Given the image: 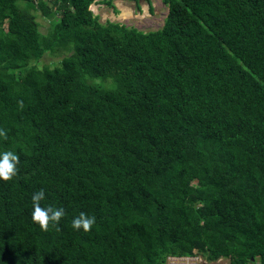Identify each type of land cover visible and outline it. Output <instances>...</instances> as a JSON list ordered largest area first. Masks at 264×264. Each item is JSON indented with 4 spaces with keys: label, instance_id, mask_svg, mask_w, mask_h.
<instances>
[{
    "label": "trees",
    "instance_id": "trees-1",
    "mask_svg": "<svg viewBox=\"0 0 264 264\" xmlns=\"http://www.w3.org/2000/svg\"><path fill=\"white\" fill-rule=\"evenodd\" d=\"M165 2L143 32L95 0H0V264H264V0ZM40 190L65 211L46 230Z\"/></svg>",
    "mask_w": 264,
    "mask_h": 264
},
{
    "label": "rangeland",
    "instance_id": "rangeland-1",
    "mask_svg": "<svg viewBox=\"0 0 264 264\" xmlns=\"http://www.w3.org/2000/svg\"><path fill=\"white\" fill-rule=\"evenodd\" d=\"M91 10L103 24L110 21L134 27L143 32L157 31L163 28L169 14V6L165 0H152L151 3L145 1L141 3L140 0H95ZM125 12L126 16H124ZM38 20L42 33L46 34L50 27V21L42 17H39ZM61 59L62 57L46 54L40 63L35 62L34 65L39 63L40 68H52ZM223 261L230 264L229 259H223Z\"/></svg>",
    "mask_w": 264,
    "mask_h": 264
},
{
    "label": "clouds",
    "instance_id": "clouds-1",
    "mask_svg": "<svg viewBox=\"0 0 264 264\" xmlns=\"http://www.w3.org/2000/svg\"><path fill=\"white\" fill-rule=\"evenodd\" d=\"M5 133L0 129V137ZM19 156L14 151H2L0 152V181H11L17 175ZM45 199V192L40 190L33 194V210L32 220L38 224L41 229L46 230L49 224H59L61 219L65 216L63 208H54L51 206L42 207L40 202ZM96 220L94 216H89L85 213H81L78 217L72 220V228L74 230H83L88 232L91 230Z\"/></svg>",
    "mask_w": 264,
    "mask_h": 264
},
{
    "label": "built area",
    "instance_id": "built-area-1",
    "mask_svg": "<svg viewBox=\"0 0 264 264\" xmlns=\"http://www.w3.org/2000/svg\"><path fill=\"white\" fill-rule=\"evenodd\" d=\"M166 264H226L223 258L216 261H209L203 255L196 254L193 256H172L169 257Z\"/></svg>",
    "mask_w": 264,
    "mask_h": 264
},
{
    "label": "flooded vegetation",
    "instance_id": "flooded-vegetation-1",
    "mask_svg": "<svg viewBox=\"0 0 264 264\" xmlns=\"http://www.w3.org/2000/svg\"><path fill=\"white\" fill-rule=\"evenodd\" d=\"M148 2V3H151L152 2V0H140V2L142 3V2ZM140 4V3H139Z\"/></svg>",
    "mask_w": 264,
    "mask_h": 264
},
{
    "label": "bare ground",
    "instance_id": "bare-ground-1",
    "mask_svg": "<svg viewBox=\"0 0 264 264\" xmlns=\"http://www.w3.org/2000/svg\"><path fill=\"white\" fill-rule=\"evenodd\" d=\"M127 14H126V12L124 13V16H126Z\"/></svg>",
    "mask_w": 264,
    "mask_h": 264
}]
</instances>
